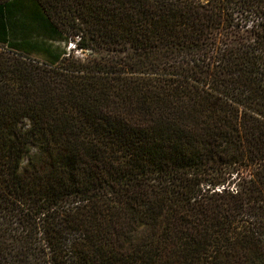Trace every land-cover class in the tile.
<instances>
[{"label":"trees","instance_id":"obj_1","mask_svg":"<svg viewBox=\"0 0 264 264\" xmlns=\"http://www.w3.org/2000/svg\"><path fill=\"white\" fill-rule=\"evenodd\" d=\"M0 264H264V0H0Z\"/></svg>","mask_w":264,"mask_h":264},{"label":"rangeland","instance_id":"obj_2","mask_svg":"<svg viewBox=\"0 0 264 264\" xmlns=\"http://www.w3.org/2000/svg\"><path fill=\"white\" fill-rule=\"evenodd\" d=\"M71 47H72V45H71ZM100 52L105 53L106 50H104V49H100ZM77 53H78V55H80V56H82V57H84V56H86L87 54H89V52H86V53L77 52ZM33 150H35V148H33ZM26 162H27V161L25 160L24 164H26Z\"/></svg>","mask_w":264,"mask_h":264}]
</instances>
